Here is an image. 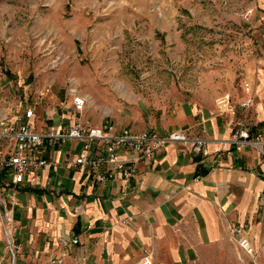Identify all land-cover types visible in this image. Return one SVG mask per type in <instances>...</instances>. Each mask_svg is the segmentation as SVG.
<instances>
[{
	"label": "crops",
	"instance_id": "crops-1",
	"mask_svg": "<svg viewBox=\"0 0 264 264\" xmlns=\"http://www.w3.org/2000/svg\"><path fill=\"white\" fill-rule=\"evenodd\" d=\"M180 1L189 21L160 22L152 29L211 31L223 49L195 56L205 66L197 65L188 86L142 85L106 105L94 93H83L80 112L72 99L41 100L31 107L30 121L42 133L86 120L111 123L116 131H180L203 139L206 154L181 143L166 144L149 158L120 148L118 158L134 166L123 176L110 162L74 164L82 141L44 139L29 155L46 164L25 173L22 183L13 184L0 171L8 182L17 238L30 251L51 250L83 264H136L148 250L153 264H208L217 249L239 264L243 251L230 252V238L233 227L243 225L257 252L255 264H264V156L229 143L241 125L264 132V0ZM247 9L251 13L244 17ZM168 38L180 41L181 34ZM222 98L226 103L219 107ZM247 98L252 103L245 106ZM9 108L12 120L27 107ZM15 147L13 139L0 138V161ZM97 152L105 156L102 143Z\"/></svg>",
	"mask_w": 264,
	"mask_h": 264
},
{
	"label": "rangeland",
	"instance_id": "rangeland-1",
	"mask_svg": "<svg viewBox=\"0 0 264 264\" xmlns=\"http://www.w3.org/2000/svg\"><path fill=\"white\" fill-rule=\"evenodd\" d=\"M183 9L180 0H0V114L72 94L94 93L106 105L142 85L188 86L197 65L205 66L195 56L223 49L211 31L152 29L189 21ZM177 32L180 41L168 38ZM7 183L0 175V264H83L51 250L30 251L17 238ZM236 248L243 251L239 264H252L232 233L230 252ZM232 257L215 249L208 264H238Z\"/></svg>",
	"mask_w": 264,
	"mask_h": 264
},
{
	"label": "built area",
	"instance_id": "built-area-1",
	"mask_svg": "<svg viewBox=\"0 0 264 264\" xmlns=\"http://www.w3.org/2000/svg\"><path fill=\"white\" fill-rule=\"evenodd\" d=\"M248 9L245 14L251 13ZM43 92L41 93V95ZM85 99L79 94H72V103L77 111H82ZM226 99H220L217 104L224 107ZM252 103L251 98L243 101V105L248 106ZM11 108L0 114V138L13 139L16 142L14 151L0 165L6 173H9L13 184H19L24 181L25 173L35 170L37 167L46 164L44 159H36L29 155L31 151L39 147L44 139H75L83 142L81 153L75 158L74 164H83L87 166H98L104 162H110L114 168L119 170L123 176H130L134 172V166L131 163L125 165L122 159L117 156L118 149H129L136 153L137 158H149L154 153L169 143L190 144L192 150L206 154L207 149L205 141L200 137H189L180 131H171L166 134H159L156 131L148 130L142 132H133L128 128L116 131L113 124H103L101 126L91 125L89 121L76 122L68 128L57 130L55 127L45 132L36 131L30 118L33 115L31 107L23 111H15L12 120L10 119ZM102 143L105 149V156L98 155L97 145ZM229 143L236 149L242 147H251L261 156H264V132L253 130L243 125L233 129ZM112 177V174H107ZM95 178L103 179L104 176L95 174ZM233 235L239 246L250 257V262L255 264V251L251 244L246 228L238 225L232 229ZM73 242H76L74 240ZM62 259H57L61 263ZM54 262V260H52ZM136 264H153L152 256L148 250ZM246 264H249L246 263Z\"/></svg>",
	"mask_w": 264,
	"mask_h": 264
},
{
	"label": "trees",
	"instance_id": "trees-1",
	"mask_svg": "<svg viewBox=\"0 0 264 264\" xmlns=\"http://www.w3.org/2000/svg\"><path fill=\"white\" fill-rule=\"evenodd\" d=\"M4 174H5V171H4V172H2V174H1V175H2V176H4Z\"/></svg>",
	"mask_w": 264,
	"mask_h": 264
}]
</instances>
